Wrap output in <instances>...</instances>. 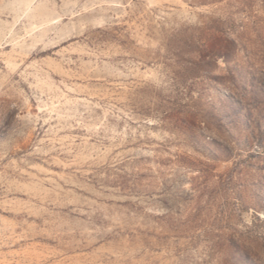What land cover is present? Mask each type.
<instances>
[{
    "label": "rangeland",
    "instance_id": "obj_1",
    "mask_svg": "<svg viewBox=\"0 0 264 264\" xmlns=\"http://www.w3.org/2000/svg\"><path fill=\"white\" fill-rule=\"evenodd\" d=\"M0 264H264V0H0Z\"/></svg>",
    "mask_w": 264,
    "mask_h": 264
}]
</instances>
